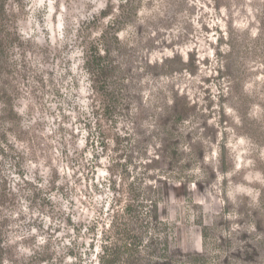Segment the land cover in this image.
<instances>
[{
  "label": "rangeland",
  "instance_id": "1",
  "mask_svg": "<svg viewBox=\"0 0 264 264\" xmlns=\"http://www.w3.org/2000/svg\"><path fill=\"white\" fill-rule=\"evenodd\" d=\"M0 264H264V0H0Z\"/></svg>",
  "mask_w": 264,
  "mask_h": 264
}]
</instances>
